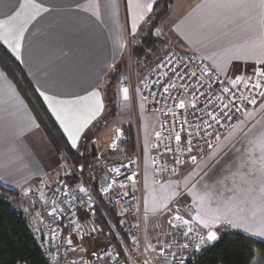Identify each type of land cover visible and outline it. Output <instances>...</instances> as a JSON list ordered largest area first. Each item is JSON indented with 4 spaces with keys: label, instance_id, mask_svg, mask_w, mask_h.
Wrapping results in <instances>:
<instances>
[{
    "label": "crops",
    "instance_id": "1",
    "mask_svg": "<svg viewBox=\"0 0 264 264\" xmlns=\"http://www.w3.org/2000/svg\"><path fill=\"white\" fill-rule=\"evenodd\" d=\"M156 1L0 0V46L19 63L76 152H89L90 141L96 143L94 135L88 141L83 136L90 135L105 111L104 84L125 57L127 45L146 43L153 32L149 18ZM148 3H152L151 11L144 7ZM240 4L241 0H191L187 6L170 8L154 27L162 39L159 50H177L206 60L231 81L264 72V4L261 0ZM98 102L102 108L97 112ZM257 106L264 109V95L249 114ZM142 107L141 100L143 207L155 236H168L174 224L189 215L185 206L191 205L196 227L206 231L205 237L209 230L217 233L227 228L264 242V235L253 234L264 230V131H254L264 128V120L245 130L238 122L182 176L157 184L148 151L157 123L154 129L147 127ZM85 121L87 126L81 127ZM73 136H78L75 147ZM71 170L0 66V185L18 193L12 204L20 208L29 202L31 192H39L54 207V186ZM220 176L224 178L219 180ZM98 203L95 212L101 209ZM88 212L77 214L79 231L73 240L78 256L88 257L113 243L112 236L95 229ZM229 220L232 223L225 222ZM205 222L211 229L204 227ZM31 224L37 241L39 226ZM89 228L96 233L87 238Z\"/></svg>",
    "mask_w": 264,
    "mask_h": 264
},
{
    "label": "built area",
    "instance_id": "2",
    "mask_svg": "<svg viewBox=\"0 0 264 264\" xmlns=\"http://www.w3.org/2000/svg\"><path fill=\"white\" fill-rule=\"evenodd\" d=\"M130 59L127 45L122 86L128 89L135 153L113 164L97 179V192L119 218L126 243L116 239L88 257L78 256L73 240L79 231L77 214L80 210L90 211L93 196L80 182L62 179L54 186V207L48 206L39 192H31L26 205L14 206L28 225L38 224L36 243L45 264H156L157 255L169 256V264H186L202 250L196 231L181 224L159 243L147 238L143 207L145 150L139 102L143 101V113L153 116L157 123L148 151L158 184L182 176L209 151V144L213 146L254 109L264 93V77L253 72L231 81L210 62L177 50L163 55L138 76ZM257 83L261 88L254 87ZM251 100L255 103H249ZM181 103L184 107L179 106ZM185 210L190 216L194 213L191 205H186Z\"/></svg>",
    "mask_w": 264,
    "mask_h": 264
},
{
    "label": "trees",
    "instance_id": "3",
    "mask_svg": "<svg viewBox=\"0 0 264 264\" xmlns=\"http://www.w3.org/2000/svg\"><path fill=\"white\" fill-rule=\"evenodd\" d=\"M167 9L168 0L156 1L149 18L152 19L153 28L156 26L158 20L163 17ZM140 44L142 45L140 52H136L129 47L131 57L133 53H143L146 50L144 42ZM124 63V58H122L111 73H115L120 67H123ZM0 66L13 81L19 93L28 104L54 151L62 155L71 167V174L67 176L66 180L75 182L78 180L77 174L85 176L89 165L93 163L90 151L79 153L72 149L19 63L1 46ZM108 85H110L109 77ZM124 128L126 139L122 141V144L127 157H131L135 153L132 126L129 123ZM90 137L84 135L83 140L88 141ZM91 191L97 194L95 184H92ZM17 196V192L0 185V264H16L18 262L45 264L26 219L12 204ZM106 212L109 219L117 221L111 210H106ZM97 214L99 216L98 220L106 229L99 210ZM217 237L216 241L204 245L203 249L195 257L187 260L186 264H264L263 241L227 228L221 230ZM122 238L126 243L123 235ZM112 242L114 243L115 240H112Z\"/></svg>",
    "mask_w": 264,
    "mask_h": 264
},
{
    "label": "rangeland",
    "instance_id": "4",
    "mask_svg": "<svg viewBox=\"0 0 264 264\" xmlns=\"http://www.w3.org/2000/svg\"><path fill=\"white\" fill-rule=\"evenodd\" d=\"M190 1L191 0H168V9L166 10L163 17H161V18H164V16L169 12L170 8L175 9L177 6H179V4L180 5L185 4V6H187ZM161 18L158 21H160ZM155 28H156V26H155ZM155 28H153V32H151V34H149V36L146 37V40H145L146 43L144 42V45L146 44L145 45L146 50L143 51V53H136V54L133 53L132 57L129 61L130 66H132V68L137 72L138 76H141L143 74V72L150 65L157 62L163 55H166L170 51H173V50H170L168 52H164L165 50L162 51L161 47H160L161 49L159 50V48H158L159 43L161 42L162 39L160 38L158 33H156L157 29H155ZM135 46L136 47L130 45V48L132 50H135L136 52H140V47H142V45L139 43ZM124 67H125V64L123 67H120L117 71H115V73H111L109 75L110 85H108V79L105 82L104 87H103V92H104L105 102H106L105 111H104L102 117L96 122L97 124H95V126L93 127V130H91L90 135H89L91 137H93V135L95 136V139H96L95 144H97V147L95 145V149H96V151L98 150V153L96 154V156H92L93 163L91 165H89L88 170H86L85 177L82 180L77 177V179H79L77 181L89 189H90V187H92V184L93 185L95 184L97 187L98 177L101 174H103L104 172H106V170L109 169L113 164H115L119 161H122L123 159L128 158L126 155L125 148L122 144V141L126 139V135L124 133V129H125L124 127L127 126L129 123L131 124L130 121H132V112H131V108H130V103H129L128 99L124 98V94L122 92V89L125 88L122 86L123 76H124ZM262 77H264V76H262ZM238 80H236V81H238ZM257 107L255 108V110L251 114L246 115L241 120V122L243 123V130L248 128L250 125H253L256 121L260 122V121L264 120L262 117V113L264 112L263 111L264 109L261 110V107H258V109H257ZM146 117H147L146 118L147 127L150 130H151V128L154 129L156 126V121H155L154 117L150 116V115H146ZM251 128H249V130H251ZM254 131H256L257 134H262V132L264 131V128L263 127H257L254 129ZM142 136H143V133H142ZM212 147H210L209 150ZM207 153L208 152H206L205 154H207ZM218 178H219V180H221L224 177L220 176ZM93 179H94V181H93ZM91 194L93 196L94 204H92L90 212H88V213L93 218L92 221H94L93 225H95V229L97 230V228L99 227L101 229L100 231H102L106 235L108 234V235L112 236V238H111L112 240L118 239L122 243H125V240L122 238V235L124 237H125V235H124L122 228L120 226L119 218L116 216V214L111 209L107 208L104 205L103 200L100 197V195L98 194V192H97V194H95L91 191ZM99 199L101 200V202ZM97 202H100V203H98L101 205V209L99 211H100V214H101L103 221L105 222L106 229L98 220V217H99L97 214L98 211L95 212L93 210L95 205H97ZM13 205L16 207L20 206L18 203H14ZM106 210H111L114 213V216L116 217L117 221H113V220L109 219V217L106 214L107 213ZM95 214H97V216ZM193 218H194L193 216H189L187 214H184V218H181L180 220H178L174 224L175 225L174 227L181 224V225L186 226L187 229L191 228V229L195 230L196 233L199 235V237H201V236L205 237L206 231L204 233L199 231L198 228L196 227V223H195ZM185 220L189 221V223L184 224ZM96 222H97V224H96ZM145 228H146L147 238H149L153 242L156 241L157 243H159L160 238H157L155 236V234H154L155 232L152 231L151 226L149 227V225L146 223V221H145ZM87 230H88L87 233L85 232V235H88L87 238L91 237L90 236L91 234L95 235V233H96L91 228H89ZM221 230L222 229H217V233H219ZM172 231H173V229H172ZM172 231L169 232L168 236H165V238L166 237L168 238L172 234ZM125 239H126V237H125ZM79 241L80 240L76 241V243H79ZM201 243H202L201 248L203 249L204 245L207 243L206 237L204 238L203 241H201ZM110 244H111V240H110ZM77 253H78V251H77ZM169 262H170L169 256L167 257V256H160V255L158 256L157 255L155 257V263L156 264H169Z\"/></svg>",
    "mask_w": 264,
    "mask_h": 264
},
{
    "label": "snow or ice",
    "instance_id": "5",
    "mask_svg": "<svg viewBox=\"0 0 264 264\" xmlns=\"http://www.w3.org/2000/svg\"><path fill=\"white\" fill-rule=\"evenodd\" d=\"M261 3L264 4V0H261ZM242 5H243V0H241V4L238 5V6H242ZM144 7H146L148 11H151V10H152V3H148L147 5H144ZM141 19H143V16H141ZM134 31H135V25H133V32H134ZM21 39H22V37H21ZM17 47H19V45H17ZM173 71L175 72V70H173ZM165 75H166V73H165ZM257 75H259V76H264V72H258ZM181 79H183V77H181ZM261 86H262V85H261L260 83H257V84L254 85V87L257 88V89L261 88ZM173 87H175V85H173ZM233 87H235V83H233ZM165 91H167V88H165ZM224 91L227 92V91H229V90H228V89H224ZM122 92H123V94H124V98H125V99H128V89H127V88H124V89H122ZM94 95H95V93H94ZM261 95H264V93H261ZM45 99H48V98L45 97ZM249 103H255V100H251V101H249ZM179 106H180V107H184L183 103H181ZM193 107H195V105H193ZM224 107L227 108L228 105L225 104ZM101 108H102V104H99V102H98L97 112H98ZM209 115H210V117H211L212 120L218 122L217 117H216L215 115H212L211 113H209ZM229 118H230V117H229ZM87 122H88V121H85V122L81 125V127H86V126H87ZM208 126L211 127V125H208ZM65 130L67 131V128H66ZM209 135H210V134H209ZM77 139H78V136H73V137H72V146H73V147H75V145H76V140H77ZM176 139H177V140H180V137L177 136ZM189 143H191V141H189ZM261 144L264 145V140L261 141ZM208 146H209V147H212L211 144H209ZM189 151H191V148H189ZM262 152H264V147H262ZM191 159H192L193 161H195V160H196V157H195V156H192ZM261 160L264 161V155L261 156ZM109 187H110V186H109ZM80 191H81V192H84V189L81 188ZM174 219H180V217H179V216H176ZM216 219L219 220L220 217H216ZM225 222H226V223H232L230 220H229V221H225ZM169 223H171V221H170ZM188 223H189V221H187V220L184 221V224H188ZM204 227L207 228V229H211V225H210L209 223H206V222L204 223ZM189 231H191V229H189ZM253 234H255V235H264V230L257 231V232H255V233H253ZM185 236H187V233H185ZM204 238H205V237L201 236V237H200L201 241H203ZM217 238H218V237H217V233H216L215 231H213V230H209V231L207 232V235H206V239H207V241H209V242H214V241L217 240ZM184 247L186 248L187 245H184Z\"/></svg>",
    "mask_w": 264,
    "mask_h": 264
},
{
    "label": "water",
    "instance_id": "6",
    "mask_svg": "<svg viewBox=\"0 0 264 264\" xmlns=\"http://www.w3.org/2000/svg\"><path fill=\"white\" fill-rule=\"evenodd\" d=\"M90 154H91V156H95L96 155V149H95L94 140L90 141Z\"/></svg>",
    "mask_w": 264,
    "mask_h": 264
}]
</instances>
